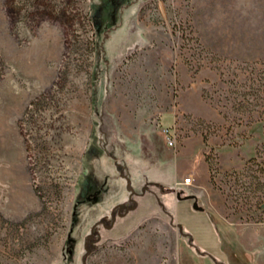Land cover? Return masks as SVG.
I'll use <instances>...</instances> for the list:
<instances>
[{"label": "rangeland", "instance_id": "obj_1", "mask_svg": "<svg viewBox=\"0 0 264 264\" xmlns=\"http://www.w3.org/2000/svg\"><path fill=\"white\" fill-rule=\"evenodd\" d=\"M219 262L264 264V0H0V264Z\"/></svg>", "mask_w": 264, "mask_h": 264}, {"label": "trees", "instance_id": "obj_2", "mask_svg": "<svg viewBox=\"0 0 264 264\" xmlns=\"http://www.w3.org/2000/svg\"><path fill=\"white\" fill-rule=\"evenodd\" d=\"M194 212H197V211H194ZM199 213H201V211H198ZM216 225V224H215ZM216 226H218V225H216ZM218 229H219V234L221 235L222 234V236L225 238V240L227 241L226 242V244H225V250L227 249V250H230V251H232L231 253H235V252H237V253H239L241 256H243L244 255V251H243V249L240 247V245H238L237 244V242L235 241V239H234V234H233V232H232V230L229 228V227H226V226H223V225H219L218 226ZM194 248H196L195 246H194ZM197 249V248H196ZM199 251V250H198ZM200 252V251H199ZM201 254H205V255H207V256H209L207 253H205V252H200ZM215 257V256H214ZM229 257H230V255H229ZM211 259L212 260H214V262L216 263V261H215V259L216 258H212L211 257ZM219 264H220V262H219ZM221 264H223V263H221ZM249 264V263H248Z\"/></svg>", "mask_w": 264, "mask_h": 264}, {"label": "built area", "instance_id": "obj_3", "mask_svg": "<svg viewBox=\"0 0 264 264\" xmlns=\"http://www.w3.org/2000/svg\"><path fill=\"white\" fill-rule=\"evenodd\" d=\"M164 134H167V131L164 130ZM166 145L171 147L173 144V141L169 139L168 137L165 138ZM192 183V178L190 176L184 178L181 182V185L183 186H189Z\"/></svg>", "mask_w": 264, "mask_h": 264}, {"label": "water", "instance_id": "obj_4", "mask_svg": "<svg viewBox=\"0 0 264 264\" xmlns=\"http://www.w3.org/2000/svg\"><path fill=\"white\" fill-rule=\"evenodd\" d=\"M193 209L196 210V211H200V209L199 208L196 209V207H193Z\"/></svg>", "mask_w": 264, "mask_h": 264}]
</instances>
